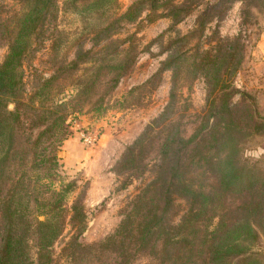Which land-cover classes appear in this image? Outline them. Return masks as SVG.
<instances>
[{"label": "trees", "instance_id": "trees-1", "mask_svg": "<svg viewBox=\"0 0 264 264\" xmlns=\"http://www.w3.org/2000/svg\"><path fill=\"white\" fill-rule=\"evenodd\" d=\"M234 1L205 4L180 32L175 25L196 0H0V264H264L257 233L264 227V167L243 154L247 142L264 133V116L233 84L244 58L240 36L204 35L210 19ZM239 1L246 15L264 7V0ZM67 12L79 20L72 33L59 18ZM160 17L170 21L155 38H162L164 56L132 89L151 91L169 70L167 100L113 165L124 188L154 153L152 175L128 199L113 231L86 242L88 210L77 196L67 202L76 182L60 173L56 154L67 135L65 115L84 103L104 107L103 95L135 58V31L121 36L122 25ZM86 38L91 46L84 48ZM45 41L54 68L28 77V59ZM198 77L203 106L184 135L189 101L182 88L189 90ZM96 84L103 91L90 98ZM176 197L186 209L173 221ZM66 227L69 235L56 251Z\"/></svg>", "mask_w": 264, "mask_h": 264}, {"label": "rangeland", "instance_id": "rangeland-1", "mask_svg": "<svg viewBox=\"0 0 264 264\" xmlns=\"http://www.w3.org/2000/svg\"><path fill=\"white\" fill-rule=\"evenodd\" d=\"M130 1L132 0H119L121 5H126ZM213 1L215 0H196L197 6L194 10L177 22L175 27L180 32L189 29L199 10ZM240 7L241 2L235 0L221 17L211 18L205 26L204 35L208 36L213 31L224 37L236 34L240 36L244 44V58L233 76V84L252 96L258 113L264 116V60L257 58L260 46L264 49V7L259 10L251 9L248 15L240 11ZM59 18L65 27L71 29V33L79 24V20L69 12L60 13ZM169 23L166 17L157 18L139 27H136L135 22L124 23L119 35L134 30L136 37L135 58L130 69L103 95L101 105L104 107L93 109L90 104L84 103L81 110L65 115L63 124L67 135L58 146L56 154L60 161V173L76 182L75 190L68 196L67 202L77 196L88 210V218L81 235V239L86 242L100 240L113 231L122 217L128 199L152 175L154 153L146 158V170L141 176L134 178L124 188H120L122 175L114 172L113 165L125 145L140 133L144 125L157 115L166 103L169 70L161 72L157 85L151 91L138 92L132 88L144 81L158 67L164 52L159 51V42L162 38H155L166 30ZM205 36L202 37V45L204 40L208 39ZM47 44L45 41L44 46L28 59L27 63L30 66L26 69L28 77L32 70L36 74L47 76L54 68L56 58L52 52L48 53ZM82 46L84 48L91 46V40L86 38ZM73 50L74 47L67 58L72 57ZM4 51L5 46L0 44V60ZM26 89H29V84ZM69 91L67 88L65 93ZM102 91L103 87L96 84L89 89L88 95L94 98ZM182 91L189 101V106L181 118L183 133L188 135L203 106L205 93L203 78H196L189 90L183 87ZM237 98L238 94H235L233 99ZM8 106L11 107L12 104L9 103ZM86 135L89 136L90 142L84 140ZM243 154L247 160L264 167V133L252 137L247 142ZM174 204V214L171 218L176 221L186 209V204L180 197L175 198ZM257 233L258 247L264 253V227L257 228ZM68 235L66 227L55 240L56 251Z\"/></svg>", "mask_w": 264, "mask_h": 264}, {"label": "crops", "instance_id": "crops-1", "mask_svg": "<svg viewBox=\"0 0 264 264\" xmlns=\"http://www.w3.org/2000/svg\"><path fill=\"white\" fill-rule=\"evenodd\" d=\"M257 58H259V60H264V49L260 46V48H259V52H258V57Z\"/></svg>", "mask_w": 264, "mask_h": 264}, {"label": "built area", "instance_id": "built-area-1", "mask_svg": "<svg viewBox=\"0 0 264 264\" xmlns=\"http://www.w3.org/2000/svg\"><path fill=\"white\" fill-rule=\"evenodd\" d=\"M84 140L86 141V142H90L91 140L89 139V136L88 135H86L85 137H84Z\"/></svg>", "mask_w": 264, "mask_h": 264}]
</instances>
